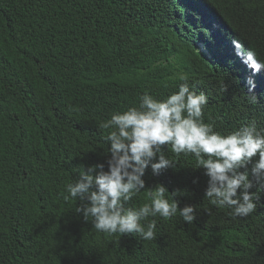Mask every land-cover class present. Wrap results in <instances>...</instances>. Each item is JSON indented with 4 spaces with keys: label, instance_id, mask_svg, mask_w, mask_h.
Here are the masks:
<instances>
[{
    "label": "trees",
    "instance_id": "1",
    "mask_svg": "<svg viewBox=\"0 0 264 264\" xmlns=\"http://www.w3.org/2000/svg\"><path fill=\"white\" fill-rule=\"evenodd\" d=\"M232 39L264 61V0H0V264H264V191L234 218L204 198L196 158L170 146L175 167L149 166L126 207L162 184L170 200L180 190V208L197 207L192 223L149 217L154 240L108 234L65 200L79 170H107L101 123L144 93L166 99L180 75L208 97L203 119L215 131L264 128L244 84L221 72Z\"/></svg>",
    "mask_w": 264,
    "mask_h": 264
},
{
    "label": "clouds",
    "instance_id": "2",
    "mask_svg": "<svg viewBox=\"0 0 264 264\" xmlns=\"http://www.w3.org/2000/svg\"><path fill=\"white\" fill-rule=\"evenodd\" d=\"M220 67L225 75L244 84L249 100L264 117V61L234 40L233 52ZM179 79L185 82L166 99L157 100L144 93L138 107L114 113L101 123V129H109L105 137L110 142L107 170L103 163L89 166L86 171L82 168L75 182L66 186L65 200H77L75 211L91 221L97 231L138 234L144 240H154L156 221L149 217L168 219L179 215L184 222L194 221L197 207L189 204L180 208L174 199L180 190L171 193L170 200L162 184L149 191V203L126 207L145 189L143 177L149 166L153 175L175 167V161L164 154L165 145L176 156L192 154L196 167H203L208 177L204 198L212 206L230 209L234 218L255 211L259 193L264 191V128L251 122L227 134L215 131L203 119L208 97L191 90L186 76L180 75ZM254 186L256 191H250Z\"/></svg>",
    "mask_w": 264,
    "mask_h": 264
}]
</instances>
